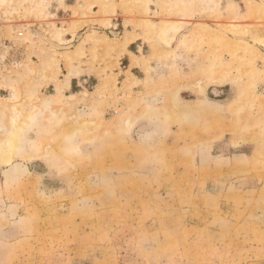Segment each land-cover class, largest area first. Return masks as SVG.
<instances>
[{"label": "rangeland", "instance_id": "1", "mask_svg": "<svg viewBox=\"0 0 264 264\" xmlns=\"http://www.w3.org/2000/svg\"><path fill=\"white\" fill-rule=\"evenodd\" d=\"M129 2L0 0V264H264V0Z\"/></svg>", "mask_w": 264, "mask_h": 264}, {"label": "crops", "instance_id": "2", "mask_svg": "<svg viewBox=\"0 0 264 264\" xmlns=\"http://www.w3.org/2000/svg\"><path fill=\"white\" fill-rule=\"evenodd\" d=\"M142 0H130V2L129 3H131V5L132 6H134V5H138V3L139 2H141ZM242 1V0H241ZM259 6V5H258ZM256 10L257 11H263L262 10V8L260 9V8H256ZM258 12V13H259ZM234 26H236V27H240V28H242V27H244L243 25H237V24H234ZM245 29H244V31L246 30V27H244ZM249 30H250V28H249ZM128 33V32H127ZM258 36V38H257V42H260V41H264V36H261V34H257ZM65 37V36H64ZM140 38H141V36L139 35V34H137L136 35V37L134 36V37H132V39H129L128 41H127V43L125 44V42H123V48L125 47V45H126V51L127 52H131L132 54H134V52L133 51H131L130 50V48H131V46L132 45H136L137 47L139 46L138 44H139V41H140ZM142 42V41H141ZM239 41H235L234 43L236 44V43H238ZM261 44H264V42H260ZM247 47H249V48H251L250 49V51H251V53H258V51L260 52V49H256V48H254V47H251V46H249V45H247L246 43H244ZM86 45V44H85ZM85 45H84V50H85ZM80 49V48H79ZM85 52V51H84ZM68 78L66 79V81H65V84H67V85H69V87H72V81L75 79V76H67Z\"/></svg>", "mask_w": 264, "mask_h": 264}, {"label": "bare ground", "instance_id": "3", "mask_svg": "<svg viewBox=\"0 0 264 264\" xmlns=\"http://www.w3.org/2000/svg\"><path fill=\"white\" fill-rule=\"evenodd\" d=\"M258 8H261L260 6ZM238 45L240 47H242L243 49H247L250 50L251 48L247 47L244 43H238ZM9 141V143H11L9 146H6V150L2 152V160H9L11 158V154H12V140H11V136L7 139ZM8 145V144H7ZM3 150V149H2Z\"/></svg>", "mask_w": 264, "mask_h": 264}]
</instances>
